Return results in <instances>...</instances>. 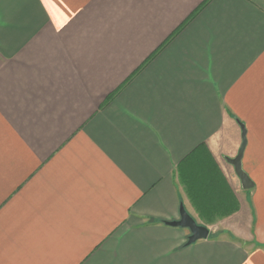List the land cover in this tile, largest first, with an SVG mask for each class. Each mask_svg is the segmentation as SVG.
Wrapping results in <instances>:
<instances>
[{"label":"crops","instance_id":"1","mask_svg":"<svg viewBox=\"0 0 264 264\" xmlns=\"http://www.w3.org/2000/svg\"><path fill=\"white\" fill-rule=\"evenodd\" d=\"M0 264H264V0H0Z\"/></svg>","mask_w":264,"mask_h":264},{"label":"water","instance_id":"2","mask_svg":"<svg viewBox=\"0 0 264 264\" xmlns=\"http://www.w3.org/2000/svg\"><path fill=\"white\" fill-rule=\"evenodd\" d=\"M241 130L242 142L238 153L234 158L228 159L227 161L234 167L235 174L239 178L242 187L244 189H249L253 186V183L247 176V174L243 171L241 166V158L245 147V132L242 126ZM166 224L174 227L187 228L190 232V235L187 237L186 241L187 245L192 244L201 239H206L209 235V230L205 226L197 224L193 217L188 214V212L184 209L183 206L180 207L179 219L176 221H167Z\"/></svg>","mask_w":264,"mask_h":264}]
</instances>
